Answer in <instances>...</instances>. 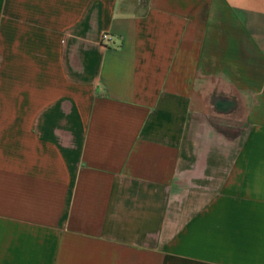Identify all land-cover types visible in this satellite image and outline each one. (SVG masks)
<instances>
[{
  "label": "crops",
  "instance_id": "1",
  "mask_svg": "<svg viewBox=\"0 0 264 264\" xmlns=\"http://www.w3.org/2000/svg\"><path fill=\"white\" fill-rule=\"evenodd\" d=\"M0 264H264V0H0Z\"/></svg>",
  "mask_w": 264,
  "mask_h": 264
},
{
  "label": "built area",
  "instance_id": "2",
  "mask_svg": "<svg viewBox=\"0 0 264 264\" xmlns=\"http://www.w3.org/2000/svg\"><path fill=\"white\" fill-rule=\"evenodd\" d=\"M105 36H102V38H104Z\"/></svg>",
  "mask_w": 264,
  "mask_h": 264
}]
</instances>
